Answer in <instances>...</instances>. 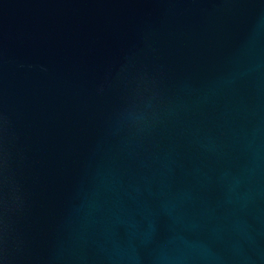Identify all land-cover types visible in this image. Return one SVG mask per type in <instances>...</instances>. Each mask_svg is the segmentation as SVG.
I'll list each match as a JSON object with an SVG mask.
<instances>
[{
	"label": "water",
	"instance_id": "water-1",
	"mask_svg": "<svg viewBox=\"0 0 264 264\" xmlns=\"http://www.w3.org/2000/svg\"><path fill=\"white\" fill-rule=\"evenodd\" d=\"M0 264H264V0H0Z\"/></svg>",
	"mask_w": 264,
	"mask_h": 264
}]
</instances>
